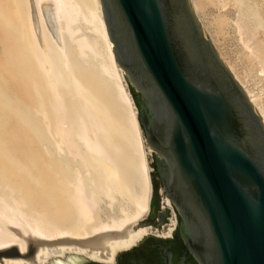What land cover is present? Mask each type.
<instances>
[{
	"label": "bare ground",
	"instance_id": "obj_1",
	"mask_svg": "<svg viewBox=\"0 0 264 264\" xmlns=\"http://www.w3.org/2000/svg\"><path fill=\"white\" fill-rule=\"evenodd\" d=\"M22 2L24 13L22 17L16 14L17 25H10V20L3 22L14 28L11 37L15 56L32 58L34 73L26 78L33 79L45 128L58 138L53 140L54 151L48 150L50 143L48 149L31 155L0 151V253L16 249L14 256L0 259V264H82L86 260L111 264L117 253L131 249L149 234L147 227H129L148 212L151 187L136 110L122 83V69L114 58L100 1ZM80 17L104 44L105 57L96 54L104 59L99 73L106 74L97 76V80L108 84L105 87L102 83L101 91L94 84L98 81L81 78L87 68L79 64L80 77L69 71L72 50L66 38L74 41L73 52L79 60L85 57L86 50L93 49L85 35L74 37V24ZM109 76L114 83L108 81ZM234 76L264 123L257 96ZM93 86L99 94L92 92ZM40 88H46L45 95L39 93ZM68 88L73 89L74 105L66 97L70 94ZM43 101L49 109L42 105ZM5 105L0 99V113L8 108ZM113 190L131 201L133 212L109 224L100 222L95 217L99 196L111 199ZM167 202L170 204L169 199ZM123 229L127 231L123 236L109 237Z\"/></svg>",
	"mask_w": 264,
	"mask_h": 264
},
{
	"label": "water",
	"instance_id": "obj_2",
	"mask_svg": "<svg viewBox=\"0 0 264 264\" xmlns=\"http://www.w3.org/2000/svg\"><path fill=\"white\" fill-rule=\"evenodd\" d=\"M99 1L189 251L199 264H264V123L192 3Z\"/></svg>",
	"mask_w": 264,
	"mask_h": 264
},
{
	"label": "rangeland",
	"instance_id": "obj_3",
	"mask_svg": "<svg viewBox=\"0 0 264 264\" xmlns=\"http://www.w3.org/2000/svg\"><path fill=\"white\" fill-rule=\"evenodd\" d=\"M22 1L23 0H0V97H2L1 95L5 97L4 100H2V98L0 99L4 101V105L6 104L5 106H8V108L1 109L0 113V140L2 143V145H0V151H12L20 156L42 152L44 149H48L51 144L52 146L48 150L52 149L54 151L55 144L53 140L56 141L58 138L57 135H51V129L49 131L45 128L43 111L37 107L36 103L39 99L36 93L37 90L33 87V79L30 78L32 81H28L26 78L27 74L34 73L31 66L32 58L29 56H15L16 50L13 48L14 41H12L15 32L13 31L14 28H11L10 25H17V13L19 16H23L24 6ZM190 2L192 3L194 11H196V16L200 20L205 33L211 38L218 55L222 57L226 65L229 66L228 68L239 78L246 89L254 95V97L257 96L255 97L257 106L261 108L264 114V0H190ZM4 20H10V27L4 24ZM76 26L80 28L79 31ZM74 27L76 28L74 37H82L85 35V40H88L86 42L91 43L93 49H91L92 51L90 49L89 51L86 50L85 57L79 60L77 55L73 52L75 51V48L73 49L75 46L74 41L70 42V40L66 38V43L72 50L69 57V71L74 73L77 77H80L81 74L78 72L79 64L81 67L87 68L81 78L85 81L88 78L98 81L94 84L98 85L97 87L101 91L103 84L105 87L108 86L105 80L102 81L103 84L100 79L97 80L99 78H97V76L101 75L106 77L104 76L106 75L105 73H99V65L101 61L104 60L102 58L105 57L102 39L97 33H94L91 29V25L86 24L81 17L80 20L74 24ZM99 39H101V41ZM93 51H95V54ZM96 54L102 58L98 57ZM96 65H98V69ZM259 70H262V73H260L261 71L259 72ZM120 73L123 75L122 83H124L126 90L130 93L126 79H124L123 70H120ZM108 79V81L115 80L110 76ZM110 83L112 84L114 82L112 81ZM93 88L94 90L91 88L92 92L99 94L98 90L96 92L94 86ZM45 90L46 88H40L39 93L45 95ZM68 91L70 92V94L66 96L68 97L67 99H70L68 102L74 105L76 103V98L72 96L73 89H69ZM43 102L42 105L46 109H49L45 101ZM134 107L136 110V105H134ZM1 120L4 121L1 122ZM138 126L143 140L144 154L146 153V162L150 168L149 181L151 187V202L154 183H159V179L156 175H151L152 171L155 169L152 156L153 152L145 141V136L140 125ZM41 134H43L45 138H43ZM45 141L49 142L46 143ZM42 143L46 144L43 145ZM118 157L120 159V154L119 156L117 154V161H120ZM137 181H139V183ZM137 181L136 183L140 185V180L137 179ZM138 186L137 184L134 185L136 190H138ZM158 190L161 192V187H159ZM115 191L110 192V195H112L110 197H113L111 199L108 195L101 194L99 196L101 200L98 199V206L95 214L98 221L109 224L111 221L121 220L126 214H132L134 206L130 203L131 201L125 197L124 194L121 195ZM157 195L159 197V204H164V202L161 201H165L167 197L163 193ZM147 215L148 212L137 223H132L129 228L136 229L138 227H146V225L142 223L146 220ZM129 228L126 230H130ZM126 230H124V232H121L122 230L112 232L109 237L123 236L125 232H127ZM9 251L8 254L6 252L0 253V259L7 256H14L16 249L11 248Z\"/></svg>",
	"mask_w": 264,
	"mask_h": 264
},
{
	"label": "flooded vegetation",
	"instance_id": "obj_4",
	"mask_svg": "<svg viewBox=\"0 0 264 264\" xmlns=\"http://www.w3.org/2000/svg\"><path fill=\"white\" fill-rule=\"evenodd\" d=\"M153 175L159 183H154L148 215L142 223L150 232L134 247L117 254L111 264H199L179 232V220L172 202L169 200L168 205L167 198L161 201L164 204H159L157 194L165 195V191L158 174Z\"/></svg>",
	"mask_w": 264,
	"mask_h": 264
}]
</instances>
